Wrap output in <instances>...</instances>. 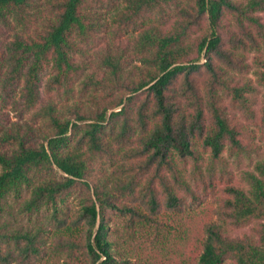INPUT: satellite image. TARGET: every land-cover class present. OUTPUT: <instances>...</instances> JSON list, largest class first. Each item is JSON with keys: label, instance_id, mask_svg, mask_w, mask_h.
Returning a JSON list of instances; mask_svg holds the SVG:
<instances>
[{"label": "trees", "instance_id": "trees-1", "mask_svg": "<svg viewBox=\"0 0 264 264\" xmlns=\"http://www.w3.org/2000/svg\"><path fill=\"white\" fill-rule=\"evenodd\" d=\"M263 51L264 0H0V264H264Z\"/></svg>", "mask_w": 264, "mask_h": 264}, {"label": "rangeland", "instance_id": "rangeland-1", "mask_svg": "<svg viewBox=\"0 0 264 264\" xmlns=\"http://www.w3.org/2000/svg\"><path fill=\"white\" fill-rule=\"evenodd\" d=\"M264 53V51H263ZM254 54V52L250 53V58L252 57V55ZM251 61V59H250ZM50 67V66H49ZM46 68V70L43 72V78H42V83L45 81V79L47 78V76L49 75V71L50 68ZM249 76H252L253 78L255 77L252 74V70H250ZM264 95V86H258V91H257V99L258 102L261 101V97ZM30 111L26 114V117H28ZM12 114V113H11ZM40 120V119H39ZM264 156V150H260L259 153H255L251 155V158H247L245 156H241L238 159H233L232 157L229 158V164L232 167L233 171L235 172H239L242 169H250L252 167V164L254 163V161L256 159H259L261 157ZM173 226H175L176 228L178 227L177 224L172 223ZM111 226H115L117 228L120 229L119 234H121V225H122V218L120 216L117 215H113L111 222H110ZM122 237H119V241L125 248L128 246L129 250L131 251V256L136 254L140 249L144 248V244L143 242H147L148 246H150L149 244V233H143L139 236H137L134 240L132 241H123L122 242Z\"/></svg>", "mask_w": 264, "mask_h": 264}]
</instances>
